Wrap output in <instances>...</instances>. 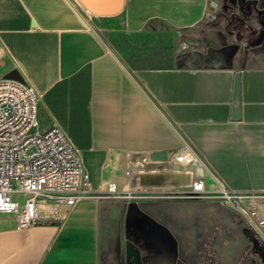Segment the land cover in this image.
Listing matches in <instances>:
<instances>
[{
	"label": "crops",
	"instance_id": "1",
	"mask_svg": "<svg viewBox=\"0 0 264 264\" xmlns=\"http://www.w3.org/2000/svg\"><path fill=\"white\" fill-rule=\"evenodd\" d=\"M204 1L123 0L93 14L73 0H0V78L39 92L35 131L64 130L93 191L71 208L40 202L27 228L0 213V264H194L183 254L203 264L220 225L239 227L213 250L221 264H264L259 239L203 169L176 161L193 150L264 202V41L247 47ZM108 183L116 192H97Z\"/></svg>",
	"mask_w": 264,
	"mask_h": 264
},
{
	"label": "built area",
	"instance_id": "2",
	"mask_svg": "<svg viewBox=\"0 0 264 264\" xmlns=\"http://www.w3.org/2000/svg\"><path fill=\"white\" fill-rule=\"evenodd\" d=\"M72 3L85 11L77 0ZM39 97L31 85L0 78V213L13 215L18 229L39 220L40 202L71 208L93 192L79 152L64 130L54 123L43 133L33 131ZM176 161L199 165L213 182L215 197L240 216L264 247V202L228 187L193 150L179 153ZM97 192L111 195L115 184L108 183ZM189 192L195 196L207 192L205 180L194 178Z\"/></svg>",
	"mask_w": 264,
	"mask_h": 264
},
{
	"label": "flooded vegetation",
	"instance_id": "3",
	"mask_svg": "<svg viewBox=\"0 0 264 264\" xmlns=\"http://www.w3.org/2000/svg\"><path fill=\"white\" fill-rule=\"evenodd\" d=\"M242 1V0H238ZM226 16L228 17V30L231 36L236 38L237 40H242L248 43L249 46L253 47L258 44L263 43L264 41V19L262 16L264 15V8L258 11V19L259 24L252 25L247 23L243 20H239L236 16L231 13V10L228 7H224ZM260 25V26H258ZM259 30V31H256ZM256 34L254 35V33ZM239 34L248 35L251 38H241ZM254 35V36H253ZM245 37V36H244ZM239 234V227L230 226L226 227L225 225H220L215 228V231L210 234L204 241L203 249H202V256H204V263L203 264H221L213 255V250H216L218 243L220 240H231L235 241ZM257 247V246H256ZM261 247V246H260ZM183 257L186 258L191 263H196V261L190 255L183 254Z\"/></svg>",
	"mask_w": 264,
	"mask_h": 264
},
{
	"label": "rangeland",
	"instance_id": "4",
	"mask_svg": "<svg viewBox=\"0 0 264 264\" xmlns=\"http://www.w3.org/2000/svg\"><path fill=\"white\" fill-rule=\"evenodd\" d=\"M205 6H208L215 12L214 17L215 20L218 19L219 14H221L222 10H224V7H228L231 10V13H233L237 19L243 20L247 23H250L252 25L259 24V19H258V11L264 8V0H205L204 1ZM220 11V12H219ZM225 11V10H224ZM219 13V14H218ZM264 19V15L262 16ZM260 26V25H258ZM259 31V30H256ZM256 32L254 33V35ZM241 38H246L249 39L248 35H243L239 34ZM253 35V36H254ZM245 36V37H244ZM234 37V35H233ZM247 47H251L247 43ZM2 73L0 71V77H2ZM33 131H35V128H33Z\"/></svg>",
	"mask_w": 264,
	"mask_h": 264
},
{
	"label": "water",
	"instance_id": "5",
	"mask_svg": "<svg viewBox=\"0 0 264 264\" xmlns=\"http://www.w3.org/2000/svg\"><path fill=\"white\" fill-rule=\"evenodd\" d=\"M81 6L93 14L110 13L118 10L123 0H77ZM232 120H240V74L235 73L233 99H232ZM253 245L258 247V241L255 239L254 234H251ZM261 248L260 246L258 247ZM261 254L264 255V250L261 249Z\"/></svg>",
	"mask_w": 264,
	"mask_h": 264
}]
</instances>
